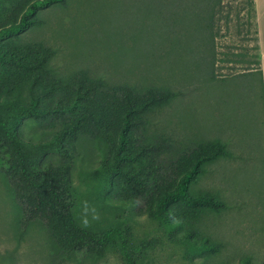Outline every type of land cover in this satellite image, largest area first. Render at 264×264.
<instances>
[{
    "label": "rangeland",
    "instance_id": "obj_1",
    "mask_svg": "<svg viewBox=\"0 0 264 264\" xmlns=\"http://www.w3.org/2000/svg\"><path fill=\"white\" fill-rule=\"evenodd\" d=\"M34 13L19 36L53 46L51 64L60 73L88 69L143 92L151 87L183 92L146 114L120 157L116 149L80 135L71 138L67 157L52 152L43 159V167L70 165L80 221L97 230L123 222L139 245L141 264H264V99L256 0H57ZM3 42L0 38V52L8 54ZM196 52L203 55L197 64ZM4 62L0 58V69ZM67 120L68 114L43 122L26 117L19 133L35 142L50 139ZM216 137L233 156L210 163L197 186L220 192L228 206L221 212L208 208L202 240L213 247L193 253L150 211L158 206L159 186L171 184L178 155ZM160 143L168 151L155 154L153 194L141 158L149 144ZM12 158L0 144V264H126L118 247L103 256L88 246L57 251L49 220L32 211L31 192ZM116 161L114 186L97 193L92 182L104 163Z\"/></svg>",
    "mask_w": 264,
    "mask_h": 264
},
{
    "label": "trees",
    "instance_id": "obj_2",
    "mask_svg": "<svg viewBox=\"0 0 264 264\" xmlns=\"http://www.w3.org/2000/svg\"><path fill=\"white\" fill-rule=\"evenodd\" d=\"M54 1L57 0H0V38L8 53L0 52L6 67L4 72L5 67L0 69V144L9 150L13 157L11 164L31 192L32 211L48 218V229L57 251L71 252L88 246L97 256H103L118 247L126 264H141L139 245L123 222L116 221L97 230L80 221L70 165L61 162L43 167L42 161L52 152L67 157L73 145L71 138L80 135L91 136L101 147L105 144L116 149L120 157L128 147L131 131L145 122L146 114L171 103L183 92H162L153 87L143 92L135 85L110 81L88 69L69 74L57 71L51 64L57 52L53 46L43 41H22L19 36L29 26L37 8ZM7 57L11 62H7ZM202 58V53L196 52L195 64ZM13 66L24 69L11 71ZM184 71H187L185 67ZM258 75L264 99L261 60ZM66 114L70 115V121L50 139L35 142L19 133V126L26 117L33 116L43 122L51 115ZM149 146L147 150L145 146L140 147L147 151V156L141 159L154 194L157 190L155 154L162 155L168 149L162 143ZM230 156L233 153L228 143L219 137L197 142L192 150L178 155L171 184L159 186L158 206L151 209V216L168 232L177 235L193 253L213 247L202 240L201 226L207 211L221 212L228 206L220 192L205 191L197 184L208 173L210 163ZM117 162H106L102 166L92 182L97 193L114 186L112 173L118 169Z\"/></svg>",
    "mask_w": 264,
    "mask_h": 264
},
{
    "label": "crops",
    "instance_id": "obj_3",
    "mask_svg": "<svg viewBox=\"0 0 264 264\" xmlns=\"http://www.w3.org/2000/svg\"><path fill=\"white\" fill-rule=\"evenodd\" d=\"M257 4V20L260 40V60L264 76V0H256Z\"/></svg>",
    "mask_w": 264,
    "mask_h": 264
}]
</instances>
